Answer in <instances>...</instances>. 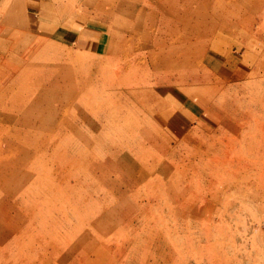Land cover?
I'll list each match as a JSON object with an SVG mask.
<instances>
[{"label": "rangeland", "instance_id": "rangeland-1", "mask_svg": "<svg viewBox=\"0 0 264 264\" xmlns=\"http://www.w3.org/2000/svg\"><path fill=\"white\" fill-rule=\"evenodd\" d=\"M0 264H264V0H0Z\"/></svg>", "mask_w": 264, "mask_h": 264}]
</instances>
